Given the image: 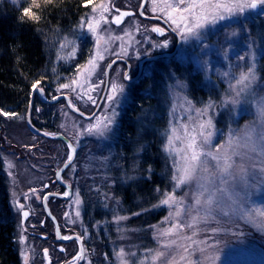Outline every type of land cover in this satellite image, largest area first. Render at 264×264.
Returning <instances> with one entry per match:
<instances>
[{"label":"rangeland","instance_id":"obj_1","mask_svg":"<svg viewBox=\"0 0 264 264\" xmlns=\"http://www.w3.org/2000/svg\"><path fill=\"white\" fill-rule=\"evenodd\" d=\"M143 1L95 0L71 26L57 27L43 36L48 69L43 72V81L51 96H69L73 108L86 115L93 114L99 105L93 117L87 119L73 112L64 98L51 106L36 100L34 116L42 124L55 126L56 130L48 132L65 136L77 150L73 164L63 171L72 194L63 201L51 199L49 208L64 235L78 234L86 240L82 264H121L117 255L121 249L127 264H164L163 258L152 260L155 251L175 255L177 260L185 255L180 264H211L205 257L212 256L219 257L215 264H264V228L258 226L264 217L256 213L257 209L264 210V176L250 167L264 164L260 153L264 143H258L256 151H251L252 141H258L264 129V6L210 24L200 30L199 37L186 41L174 30L176 25L159 11L163 0H155L157 11L152 10L153 0H147L139 14ZM3 2L18 7L34 0H0ZM101 6L109 9L104 12L107 22L101 19ZM128 9L135 10V14L116 25L113 19ZM93 17L100 21L95 33L87 30V22ZM154 28H161L164 33L157 35ZM97 37H103L98 45ZM164 41L168 42L167 47H156ZM148 56L157 58L140 63ZM116 58L119 60L108 68ZM90 60L94 63L89 64ZM127 62L131 65L129 74ZM253 64L257 80L249 89L240 91L242 86L236 85V80ZM140 65L142 71L138 75ZM113 83L123 84L124 93L118 97V104L109 105L105 98ZM64 84L72 87H61ZM236 91H240L239 96ZM137 98L143 99L138 105L134 104ZM232 99L238 102L233 103ZM210 101L213 107L206 109ZM113 108L118 115L112 130L104 136L89 134L88 126L96 118L110 114ZM125 114L134 118L133 132L121 139L119 125L126 123ZM208 117L214 133L204 150L215 151L225 144L230 133L238 136L234 148L241 155L235 160L240 164L243 157L249 175L246 183L239 177L229 180L227 187L237 203L225 197L219 208L214 206L211 215L202 219L204 208L194 204L195 181L175 188V196L183 198L182 204L160 202L166 193L173 192L172 176L182 163L183 153L165 149L168 138L174 135L172 128L181 137L173 148L180 149L186 142L184 126L188 133L199 131L198 125ZM72 151L65 141L31 132L24 114L0 112V198L6 194L17 228L22 264L25 254L27 264H44L46 249L54 252L53 259H58L52 264H74L82 255L78 241L63 244L66 251L60 254L54 241V225L45 217L43 207L48 191L67 194L54 175ZM206 159L209 172H215L216 162ZM156 173L163 177L161 190L144 183ZM216 184L219 186V180ZM23 209L31 212L25 221ZM178 210L180 216L176 215ZM198 213L197 223L188 227ZM116 217L127 219L117 221ZM177 222L185 227L172 235H161ZM214 228L223 230L214 233ZM46 233L48 240L39 237ZM170 240H176V245L166 248ZM179 245L189 252L184 253Z\"/></svg>","mask_w":264,"mask_h":264},{"label":"snow or ice","instance_id":"obj_2","mask_svg":"<svg viewBox=\"0 0 264 264\" xmlns=\"http://www.w3.org/2000/svg\"><path fill=\"white\" fill-rule=\"evenodd\" d=\"M90 3L91 0H88ZM153 11H157V6L155 0H153ZM264 6V0H176L175 3L171 2V0H163V6L159 7V11L165 13L168 20H170L171 24L176 25L174 30L179 32L181 39L189 40L192 37H199L200 30L204 29L208 25H215L219 21L229 19L238 14H242L246 9H257L258 7ZM102 11L100 13L101 19H104V12L109 9L106 6H101ZM114 7V6H113ZM95 11V9H93ZM119 12V10L117 9ZM23 14L28 16L33 21H38L39 17L30 13L29 9H24ZM132 13L123 12L114 18L115 23L119 24L122 22V17L131 15ZM100 21L96 20L93 17L91 20L87 22V30L89 32L95 33L97 28L99 27ZM81 28L84 27L83 24L80 25ZM153 31L160 32L163 34V29L154 28ZM103 37H97V45ZM167 41H164L162 44L156 45V47H167ZM98 54V53H97ZM253 59H255V54L253 53ZM103 58L102 56L100 57ZM243 57H241L242 59ZM94 60H90L89 64H93ZM126 79H130V77L126 76ZM257 80L255 65L250 66L246 72H241L239 78L236 80V85L242 86L240 91L247 90L251 87L253 83ZM39 83V82H37ZM73 83H76L73 81ZM61 87L69 88L72 87V84H64ZM33 90H38L43 92L42 88L37 89V85H32ZM240 91H236V96L240 95ZM124 93V85L113 83L110 86V94L106 96V101L109 105L113 103L118 104V97ZM88 99L92 100V97L89 95ZM233 103L238 102L235 99H232ZM93 103L95 101L93 100ZM213 107V103L210 101L208 105H206V109H211ZM203 112L204 110H197ZM4 115H9V113H3ZM12 115H15L13 113ZM118 113L113 110L110 114L102 115V117L96 118L95 123H92L88 126L87 132L89 134H96L98 136H104L105 133L110 132L112 130V126L115 123V117ZM199 131L193 129L192 133H188L187 126H184L185 132V144L180 149H174L173 144L175 140H180L181 137L175 135L176 129L172 128L173 136L168 138V142L165 145V149L168 151H180L183 153L181 159L182 163L176 166V174L172 176V180L175 181V185L173 188V192L166 193L165 198L161 200L162 205H175L182 204L183 198H177L175 196V188H178L182 185L191 184L193 181L196 182L197 191L194 195V204L198 206H202L205 210V216L202 219H207L209 215H211L214 210V206L219 208L220 201H222L225 197L228 200H231L233 204L237 203L234 199V194L229 191L227 187L229 180H236L237 177L246 183L247 176L249 175V167L246 166L245 162L242 161L240 164H237L235 157L237 155H241L234 148V144L239 141L238 136H232L229 134V138L225 141V144L219 145L215 151H205L204 145L210 143V138L214 133V125L212 123L211 117H208L207 120L202 121L198 125ZM254 131V130H253ZM198 137L200 138L198 140ZM258 143H264V129L261 130L258 141H252L251 151H256ZM247 146V144L245 145ZM75 149H73V152ZM261 155H264V146L260 147ZM246 155V154H245ZM211 158V160L216 162V171L209 172V168L207 166V159ZM71 160V156L69 157ZM253 169L256 170L258 175L264 176V164H252L250 165ZM207 174V175H205ZM219 180V186H217L216 181ZM20 208H23V205H19ZM223 210V209H221ZM256 213L264 217V210L257 209ZM182 213L180 210L176 212L177 216H180ZM225 215L228 213L225 212ZM79 215V213H77ZM249 218L252 217L251 213H246ZM24 217L28 216V212L23 213ZM199 218V213L197 216L192 218V224H189L188 227H192L197 223ZM127 219V217H116L117 221ZM167 219V218H166ZM214 219V217H213ZM259 227L264 228V222H261ZM185 227V225L177 222L171 228L165 229L161 235L169 236L173 233H176L178 229ZM223 229L214 228L212 231L215 233L217 231H221ZM195 234V233H194ZM68 237H65L67 239ZM190 239V238H189ZM195 243V241H193ZM173 245H176V240H170L165 244L166 248H171ZM179 247L183 248L184 253H188L189 249L184 245H179ZM203 253L205 250L200 249ZM83 253V249L81 250ZM119 257H121V264H127V261L123 259L125 256L124 250L121 249L119 253H117ZM83 258L81 255L78 259ZM163 258L164 264H180V261L185 260V255H180L179 260L175 255H169L165 251H155L152 260L159 261ZM25 264H27V254H25ZM205 259H210L211 264H215L216 260L219 259L218 256L205 257ZM90 264V262H89Z\"/></svg>","mask_w":264,"mask_h":264},{"label":"trees","instance_id":"obj_3","mask_svg":"<svg viewBox=\"0 0 264 264\" xmlns=\"http://www.w3.org/2000/svg\"><path fill=\"white\" fill-rule=\"evenodd\" d=\"M93 1L95 0H91L90 3L88 0H34L33 3L21 4L18 7L8 2L0 3V112L22 113L27 122L33 93L32 85L37 82L41 84L39 86L43 89L44 95L47 98L52 97L46 82L43 81L46 77L43 72L47 69L43 36L47 31L57 27L71 26L88 10ZM26 8L31 14L38 16L39 20L33 21L25 16L23 10ZM36 100L49 106L55 103L46 102L34 93L31 122L41 131L56 130L55 126L48 123L42 124L34 116ZM142 100L137 98L134 104L138 105ZM135 108L136 111L137 107ZM126 116V114L123 116L126 123L122 121L119 125L121 139L133 132L134 118ZM56 140L61 141V139ZM148 150L149 148L146 151ZM156 168L158 169V165ZM162 180V175L156 173L144 180V183L147 186L153 184L161 190ZM1 190L3 191V187H0ZM6 201V194H2L0 198V264H22L16 243V224Z\"/></svg>","mask_w":264,"mask_h":264},{"label":"water","instance_id":"obj_4","mask_svg":"<svg viewBox=\"0 0 264 264\" xmlns=\"http://www.w3.org/2000/svg\"><path fill=\"white\" fill-rule=\"evenodd\" d=\"M145 2H146V0H144L142 6H141L140 9L138 10V13H139V14H142V11H143V8H144V5H145ZM254 10H257V9H254ZM123 12H129V13H132V14H133V13H134V10H123L122 13H123ZM125 17H126V16L122 17V22H123V20H124ZM113 22L115 23V20H114V19H113ZM122 22H121V23H122ZM115 24H117V23H115ZM119 24H120V23H119ZM155 32H156V31H155ZM156 34H157V35H161L160 32H156ZM168 55H169V54H168ZM156 58H157V56H153V57L148 56V57L143 58V59L140 61V63H141L143 60H151V59H156ZM121 59H122V58H121ZM117 60H119V59L116 58V60H114L113 62H111V63L108 65V68H109L111 65H113L112 63L116 62ZM107 85H108V81L106 82L105 90H106V88H107ZM39 88H40V87H37V89H39ZM35 92H37L38 95H39L43 100H45V101H47V102H54V101L58 100L59 98H64L65 101H66L67 106H68L73 112H75V113H77V114H79V115H81L82 117L87 118V119L93 117L94 113L98 111V106H99V105L97 106V108H96V110L94 111L93 114H91V115H86V114H84L83 112H81L80 110L73 108V106L71 105V102H70V98H69V96H67V95H65V94L57 95L56 97H54V98L48 100V99H46L45 96H44V91H43V92H40V91H38V90H33L32 97H31V103H30V106H29L28 114H27V123H28V126H29V128L31 129L32 132H34V133H36V134H38V135H41V136L47 137V138H49V139H61V140H64L66 143H68V145L72 148V150L75 149L74 152L72 151V154H71V160H68L65 164H63V165H62V166L56 171V179H57L61 184H63V185L66 187V189H67V194H59V193H57V192H48V193L45 194L44 199H43V207H44V210H45L46 214H47V215L53 220V222L55 223L56 240H57L58 242H61V243H67V242L71 241V240L74 239V238L79 239V237H78L77 235H71V236H68L67 239H65V237H64L63 234L61 233V229H60V227H59V224H58V220H57V218L55 217L54 214L51 213V209L49 208V204L47 203V198H48L49 196H57V197L62 198V199H68V198L71 196V194H72L71 186H70L69 184L65 183L64 181H62V179H61V174H62L63 171H64V170H65V169H66V168H67V167L73 162L77 150H76V146H75L74 144H72L71 141H70L68 138H66L65 136H63V135H61V134H52V133H49V132H46V131H41V130L37 129V128L33 125V123L31 122V109H32V103H33V100H34V93H35ZM104 93H105V92H104ZM103 97H104V94H103ZM103 97H102V98H103ZM24 212H28V216H29V214H30L28 209H23V210H22V221H25V220L28 218V216H27V217H24V216H23V213H24ZM79 241H80V239H79ZM82 249H83V246L81 245V250H82ZM82 256H83V253H82ZM81 259H82V258H81ZM81 259L79 260V262H77V264H79V263L81 262Z\"/></svg>","mask_w":264,"mask_h":264},{"label":"flooded vegetation","instance_id":"obj_5","mask_svg":"<svg viewBox=\"0 0 264 264\" xmlns=\"http://www.w3.org/2000/svg\"><path fill=\"white\" fill-rule=\"evenodd\" d=\"M123 11V10H122ZM164 33V32H163ZM73 164V163H72ZM67 169V168H66ZM61 179H62V181H64V179H63V173L61 174ZM54 180L57 182V184L62 188V190H65L66 188H65V186L63 185V184H61L57 179H56V174L54 175ZM65 182V181H64ZM66 183V182H65ZM45 186L46 187H49L50 186V183H48V182H46V184H45ZM48 192H53V191H48ZM57 193H62V192H57ZM44 199V198H43ZM51 199H57V200H59V201H63L64 199H62V198H59V197H57V196H49L48 198H47V203L49 204V201L51 200ZM44 212H45V210H44ZM29 216H28V218L31 216V212H30V210H29ZM51 213H52V211H51ZM53 214V213H52ZM45 217H47V218H49V221L51 222V224L52 225H54V229H55V223L53 222V220L46 214V212H45ZM27 218V219H28ZM42 223L44 224V220L42 221ZM58 224H59V221H58ZM59 227H60V225H59ZM60 229H61V227H60ZM61 233H62V230H61ZM63 234V233H62ZM71 235H77L78 237H79V239H80V241H79V239H77V238H74V239H72L71 241H69V242H67V243H61V242H58L57 240H56V236H55V238H54V241H56L57 243H58V246H57V250L60 252V254H64L65 253V251H66V248L63 246V244L65 245V244H70L72 241H78L79 242V247L81 248V245L83 246V250L84 249H86V240L81 236V235H78V234H70V235H68V236H71ZM63 236L64 237H68V236H66V235H64L63 234ZM39 237L40 238H42L43 240H48L49 239V234L48 233H46V234H39ZM43 254H44V256H45V259H46V261H45V263L44 264H52V262L54 261H56V259L57 258H55L54 257V259H53V257H52V255L51 254H53L54 255V252L52 251V253H51V250H49V249H46V250H44L43 251ZM84 255V254H83ZM84 258L85 257H83L82 259H81V262L79 263V264H82L83 263V261H84ZM58 260V259H57ZM80 260V259H79ZM79 260H78V262H79ZM77 263V262H76ZM76 263H74V264H76ZM61 264H69V263H67V262H63V263H61Z\"/></svg>","mask_w":264,"mask_h":264},{"label":"bare ground","instance_id":"obj_6","mask_svg":"<svg viewBox=\"0 0 264 264\" xmlns=\"http://www.w3.org/2000/svg\"><path fill=\"white\" fill-rule=\"evenodd\" d=\"M143 2H144V1H143ZM146 3H147V0H146V2H145V5H146ZM145 5H144V7H145ZM128 10H133V9H128ZM133 14H135V10H134V13H133ZM133 14H131V15H133ZM131 15H130V16H131ZM128 16H129V15H128ZM126 17H127V16H126ZM126 17H125V18H126ZM125 18H124V20H125ZM124 20H123V22H124ZM123 22H122V23H123ZM116 25H120V24H116ZM163 32H164V31H163ZM123 59L126 60L125 58H123ZM114 60H116V59H114ZM114 60H113V61H114ZM128 63H129V62H128ZM130 66H131V65H130ZM141 71H142V69H141V65H140V69H138V72H137L138 75H139V72H141Z\"/></svg>","mask_w":264,"mask_h":264}]
</instances>
